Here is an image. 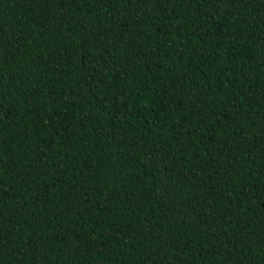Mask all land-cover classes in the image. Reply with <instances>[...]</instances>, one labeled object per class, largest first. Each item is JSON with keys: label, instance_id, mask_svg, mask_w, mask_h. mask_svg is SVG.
Wrapping results in <instances>:
<instances>
[{"label": "trees", "instance_id": "trees-1", "mask_svg": "<svg viewBox=\"0 0 264 264\" xmlns=\"http://www.w3.org/2000/svg\"><path fill=\"white\" fill-rule=\"evenodd\" d=\"M0 264H264V0H0Z\"/></svg>", "mask_w": 264, "mask_h": 264}]
</instances>
